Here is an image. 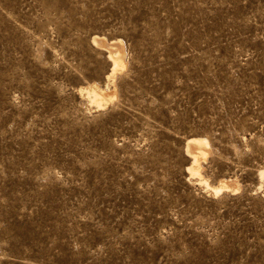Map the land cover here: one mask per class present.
Instances as JSON below:
<instances>
[{"label":"rangeland","instance_id":"obj_1","mask_svg":"<svg viewBox=\"0 0 264 264\" xmlns=\"http://www.w3.org/2000/svg\"><path fill=\"white\" fill-rule=\"evenodd\" d=\"M262 171L264 0H0V264H264Z\"/></svg>","mask_w":264,"mask_h":264},{"label":"bare ground","instance_id":"obj_2","mask_svg":"<svg viewBox=\"0 0 264 264\" xmlns=\"http://www.w3.org/2000/svg\"><path fill=\"white\" fill-rule=\"evenodd\" d=\"M94 42L98 45V47L100 46L107 52V55L111 60L112 67L107 76V83L106 86H102L96 81H88L86 84L80 86L78 91L81 95L85 96L87 100L94 103L93 106L96 105L98 110H102L109 104H115L118 100L119 92L117 79L121 78L126 73L128 64L125 59V45L121 39L114 38L109 40L106 36L96 34L94 36ZM185 139V145L187 146L185 147L191 154V164L188 165V169L192 175H195V178L199 181V183L210 184L203 175L204 161H206L213 152L209 137L205 135H193ZM239 188L240 187L236 179L220 178L217 184L213 186L212 192L218 195L223 189H230L235 192V190H238Z\"/></svg>","mask_w":264,"mask_h":264}]
</instances>
